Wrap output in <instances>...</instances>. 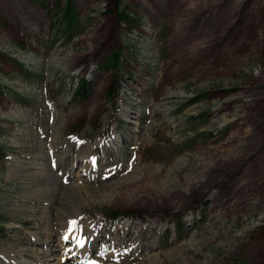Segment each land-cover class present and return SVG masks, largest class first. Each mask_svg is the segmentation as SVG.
<instances>
[{"label":"rangeland","instance_id":"374dc122","mask_svg":"<svg viewBox=\"0 0 264 264\" xmlns=\"http://www.w3.org/2000/svg\"><path fill=\"white\" fill-rule=\"evenodd\" d=\"M74 2L86 30L61 47L0 0L4 264H264V0H122L132 27Z\"/></svg>","mask_w":264,"mask_h":264},{"label":"trees","instance_id":"16d2710c","mask_svg":"<svg viewBox=\"0 0 264 264\" xmlns=\"http://www.w3.org/2000/svg\"><path fill=\"white\" fill-rule=\"evenodd\" d=\"M30 3L41 9L49 20L48 36L51 38V45L58 44L61 47L68 46L75 37L81 36L86 26L80 14L79 8L74 0H28ZM108 4L106 14L115 13V18L119 23L132 27L138 22V18L128 12L126 8H121L122 0H105ZM110 8L112 9L110 11ZM0 25L5 26L0 18ZM120 52L110 53L99 68L104 73H112L118 69ZM115 88H111L112 93ZM93 85L85 79H79L77 87L73 90L72 98L80 102H86L92 95ZM194 191V190H193ZM109 219H115L112 216Z\"/></svg>","mask_w":264,"mask_h":264},{"label":"bare ground","instance_id":"6f19581e","mask_svg":"<svg viewBox=\"0 0 264 264\" xmlns=\"http://www.w3.org/2000/svg\"><path fill=\"white\" fill-rule=\"evenodd\" d=\"M98 141H100V140H98ZM98 144V143H97ZM44 168V167H43ZM83 172L86 174V170H83ZM52 177V176H51ZM50 182H52V183H56V178H51L50 179ZM63 182V181H62ZM59 189V188H58ZM57 190V189H56ZM78 220V217H73V220L72 221H77ZM93 226L91 225V227H87V229H83V226L80 224V223H76V224H73L72 222H71V224L69 225V229H67V231L65 230V237H67L68 238V240H70V239H74V243H73V248L74 249H76V250H80V248L82 247V240L85 238V234L87 233V234H89L88 232L89 231H91V228H92ZM48 236H49V234H47ZM48 240H49V237H48ZM90 240H87V242H86V245H88L89 246V244H90ZM85 244V243H84ZM48 247H49V249H53V246H52V244H48ZM72 247H71V251L68 253V252H66V254H67V257H70V255L73 253V250H72ZM85 247V246H84ZM42 254L43 253H41V256H42ZM79 254V253H78ZM83 255H81V257H82V259L79 261H75V263H77V262H79L80 264H94V263H92L91 262V260L90 259H88V257H89V254H90V251H87V249H85L84 250V252L82 253ZM4 256V257H3ZM5 259H3V258ZM7 258V253H5V252H1L0 253V264H4V262H6L7 260H6V258ZM10 257V256H9ZM38 258H39V255H38ZM65 259H69V258H65ZM10 259H8V262L9 263H7V264H11L10 262L11 261H9ZM50 259H48V260H46V261H44L43 262V264H50L49 262H47V261H49ZM37 261V260H36ZM40 261V260H39ZM73 262H71V263H69V262H67L66 260L64 261V262H62V264H72ZM13 264V263H12Z\"/></svg>","mask_w":264,"mask_h":264},{"label":"snow or ice","instance_id":"6c2138e0","mask_svg":"<svg viewBox=\"0 0 264 264\" xmlns=\"http://www.w3.org/2000/svg\"><path fill=\"white\" fill-rule=\"evenodd\" d=\"M72 223H73V224H75V223H76V221H72ZM65 240H67V237H65Z\"/></svg>","mask_w":264,"mask_h":264}]
</instances>
